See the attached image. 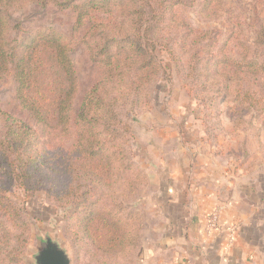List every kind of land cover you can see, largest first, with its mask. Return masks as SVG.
<instances>
[{
  "label": "trees",
  "instance_id": "obj_1",
  "mask_svg": "<svg viewBox=\"0 0 264 264\" xmlns=\"http://www.w3.org/2000/svg\"><path fill=\"white\" fill-rule=\"evenodd\" d=\"M23 1L0 0V85L13 80L19 106L36 127L0 108V264H25L30 238V211L13 189L68 205L69 231L91 250L93 264H132L141 251V215L125 214L108 193L121 183L113 179L115 170L133 169L126 160L136 110L153 107L151 90L171 69L162 57L175 53L168 23L185 0H35L42 9L73 12L72 32H44L17 45L8 19ZM216 5L203 0L200 12L217 13ZM256 43L264 47V29ZM80 46L89 61V87L76 108L81 82L73 53ZM247 57L219 73L234 66L264 81V63ZM263 98L238 90L234 102L260 107L264 125Z\"/></svg>",
  "mask_w": 264,
  "mask_h": 264
},
{
  "label": "rangeland",
  "instance_id": "obj_2",
  "mask_svg": "<svg viewBox=\"0 0 264 264\" xmlns=\"http://www.w3.org/2000/svg\"><path fill=\"white\" fill-rule=\"evenodd\" d=\"M202 3L203 0H185L176 7L177 15L168 23L167 35L168 41L175 45V53L172 58L162 54L171 69L151 90L153 107L136 110L137 122L132 128L135 136L126 160L133 169L115 170L120 177L113 179L117 182L120 178L121 183L109 193L106 190L113 202L124 206L125 214L141 215V220H136L141 251L134 252L137 256L132 258V264H143L140 260L143 250L154 249L158 241L166 242L173 221L175 227H184L189 213L187 204L195 197L197 182L194 180L192 187L188 186V176L182 173L176 184L173 171L200 170V155L206 147L217 157V161L212 160V168L264 171L260 107L234 102L238 90L255 92L257 98H263L264 81L247 70L240 75L234 66L227 73L218 71L224 65L240 62L245 55L246 60L264 63V47L256 43L260 30L264 29V0H216L218 12L210 15L200 12ZM9 14L8 23L14 28L12 38L17 45L28 44L44 32L71 34L75 23L73 12L54 7L42 9L35 0H24L20 7L11 8ZM84 53L81 46L73 53L81 82L76 108L89 87V61ZM0 108L36 127L19 106L11 78L0 85ZM167 180L171 187L174 183V194L168 195L167 189L159 188V183L165 184ZM12 192L30 211L25 264H36L39 242L46 238L57 242L70 255L71 264L94 263L91 250L69 231L65 220L68 205H56L42 193L25 195L15 189ZM72 229H76L75 224Z\"/></svg>",
  "mask_w": 264,
  "mask_h": 264
},
{
  "label": "crops",
  "instance_id": "obj_3",
  "mask_svg": "<svg viewBox=\"0 0 264 264\" xmlns=\"http://www.w3.org/2000/svg\"><path fill=\"white\" fill-rule=\"evenodd\" d=\"M200 160V170L173 171L174 182L180 180L182 173L188 176V186L192 187L194 180L197 182L194 184L195 197L187 204L189 213L184 219L183 229L175 227L173 221L165 237L166 242L158 241L154 249L143 250L141 262L264 264V171L225 170L221 166L212 168V160L217 161V157L209 146L200 155ZM169 182L159 183L160 189L169 191L168 195L174 194V183L171 187ZM173 202L178 203V200ZM216 208H221L218 223L221 230L208 234L206 221ZM229 226L237 227L232 240Z\"/></svg>",
  "mask_w": 264,
  "mask_h": 264
},
{
  "label": "water",
  "instance_id": "obj_4",
  "mask_svg": "<svg viewBox=\"0 0 264 264\" xmlns=\"http://www.w3.org/2000/svg\"><path fill=\"white\" fill-rule=\"evenodd\" d=\"M36 264H71L70 255L57 242L46 238L39 242Z\"/></svg>",
  "mask_w": 264,
  "mask_h": 264
},
{
  "label": "built area",
  "instance_id": "obj_5",
  "mask_svg": "<svg viewBox=\"0 0 264 264\" xmlns=\"http://www.w3.org/2000/svg\"><path fill=\"white\" fill-rule=\"evenodd\" d=\"M221 214V208H216L214 211L208 216L207 221H206V228L205 231L208 234H211L213 231H218L221 230L219 223V218ZM228 231L230 234V240L234 238L235 233L237 232V227L236 226H229Z\"/></svg>",
  "mask_w": 264,
  "mask_h": 264
}]
</instances>
